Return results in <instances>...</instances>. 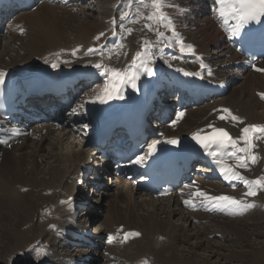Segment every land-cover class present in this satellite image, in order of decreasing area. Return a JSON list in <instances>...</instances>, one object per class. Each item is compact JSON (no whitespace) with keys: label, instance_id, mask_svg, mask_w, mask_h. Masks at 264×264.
<instances>
[{"label":"bare ground","instance_id":"obj_1","mask_svg":"<svg viewBox=\"0 0 264 264\" xmlns=\"http://www.w3.org/2000/svg\"><path fill=\"white\" fill-rule=\"evenodd\" d=\"M119 1L90 0L98 7V10H93L84 5L85 3L81 6L78 4L72 6H79L81 13H75L65 6L45 1L30 11L19 12L8 26L10 34L15 32L12 36V47H9V50H5L7 37L0 35V71L6 73L5 80L14 77L23 82L26 78L41 74L43 71L56 69L51 67L53 62L59 63V67L90 68L97 62H101L107 66L124 68L131 62L135 52L140 50L143 39L154 41L155 36L147 29L141 31L143 24L150 21L141 19L140 23H135L133 26L130 25L131 22L125 25L114 24L116 4ZM213 2L214 0H183L182 2L175 0L178 8L168 10L174 21L176 32L184 34V41L190 42L196 48L195 53L207 62L206 70L210 69L212 74L208 75V72L200 68L199 63L192 60L158 56L159 49L163 47L162 44H158L155 47L156 50L152 49L154 57L151 67L154 74L142 76L143 80L137 81L136 88H142L147 92L150 89H159L163 72L160 65L176 66L189 72L200 71L207 79L228 85L229 88L230 82L237 80L238 77H242V84L239 87L234 86L231 92L227 88L219 99L206 103L207 107L199 105L187 108L182 118L175 124L171 123L165 127L167 137L187 136L209 125L226 126L235 137L240 135L241 128L247 125H264V98L261 96L264 94V72L256 70L264 68V60L257 62L251 69L234 67L233 63L242 62L243 59L216 24L212 16L213 8L210 6ZM131 10L136 11L134 4ZM89 11L94 14L88 13ZM79 15L82 16L78 19ZM130 27L133 29L131 34L125 31ZM20 29L24 30L22 34L18 33ZM64 31H68V36L64 34ZM111 31L117 34L124 33L118 43H115V51L110 54L108 51H102L103 55L99 51L94 52L92 56L82 55L88 52V49L99 46L100 41L95 39L96 36L101 32L105 33L100 38L103 40L111 35L109 34ZM171 38L174 43L175 38L173 39V36ZM18 41L19 45H15ZM120 45L124 47L121 48ZM16 46L20 47V50H16ZM74 49L77 50L75 55H73ZM125 53H127L126 56ZM45 60L48 63H45ZM62 61H69V63L65 64ZM99 71L98 69L96 71L98 77L103 78L104 76L99 75ZM187 77L178 71L172 81L175 83ZM109 79L110 77L105 78L106 84L100 87L97 93H93L87 100L88 106L81 110L83 116L87 114V120L108 112L117 101L112 99L103 104L99 101L91 102L92 98L104 91ZM250 89L254 90V94H249ZM227 91L231 93L228 98L224 97ZM219 100L217 104L220 107L214 108L208 105ZM224 108H228L233 115L240 117L243 123L231 121L230 117L228 120H220V115H227L222 111ZM62 115L66 117V121L74 118L72 114L65 111H62ZM6 126L11 125L0 123V132H4L0 134V141H6L0 143V258L2 260L17 253L19 258L22 254L25 258L27 257L24 264L29 263L27 261L30 258L36 264H84L81 261L82 257L91 254L85 251L95 246L96 250L102 251L103 254L101 253L100 257H103V260L105 255H108L109 259H106L104 264H142L143 258L148 264H212L205 258L196 259L199 249L210 247L208 238L210 234L219 233L228 242L248 245L249 237L263 227L264 216L259 209L262 203L261 205L259 203L264 196L260 197L258 203L256 199L260 193L255 197L243 196L247 191L246 188L222 186L208 180L205 174L196 177L191 184L192 187L189 188L190 193L200 188L211 195H233L238 199L243 197L246 203L254 204L253 209H249L253 211L248 213L249 215L246 214L234 220L217 218L213 219L211 225L202 224L203 221L212 219L211 216L206 215L214 214L217 217V214L226 215L227 213L221 211L209 213L203 207L195 209L188 207L183 201L188 199L189 195L186 196L180 192L164 197H152L143 192L136 185V181L114 176L115 172L110 168L109 162L104 165V168H107L110 173L107 176H111L109 180L114 181L115 192L110 196L109 185L102 180L105 187H103L104 191L101 189L103 191L101 195L99 194L95 200H90V197L86 199L81 191L82 185L87 181L101 184L97 180L102 179L100 170L103 167H99L97 171L95 169V177L86 178L84 173L88 172V168L92 171L94 168L89 165L92 153L83 147L84 138L81 140L76 137L77 142L74 144L67 135L70 131H59L60 129L58 130L54 124L37 125L30 134L15 137L11 135L12 130L5 128ZM92 126L94 127V123ZM256 143L259 145L255 149L258 154L257 163L251 164L249 170L237 169L248 179L264 176V137ZM39 161H42L41 164ZM225 163L234 166L236 162L225 157ZM24 188L26 191H23ZM106 196L112 197L108 204L106 206L99 204ZM82 197L84 201L86 200L85 206L82 207L84 211L81 213L82 223L85 224L78 223L76 220L80 217L77 218L75 215ZM62 201H68V203H61ZM195 202H199V198H196ZM104 207H106V213L104 212L106 216L100 224L101 233L88 238L90 243L84 247L83 252H73L76 250L69 249L70 242L86 243L80 241L78 237L86 232L88 223L93 222L94 213ZM67 212L70 213L71 218L65 216ZM238 213L241 212L237 211L231 216H239ZM58 217L64 219L60 221ZM52 225H55V228L50 227ZM135 233L139 235H134ZM102 234L108 238L112 237V244L108 245L107 240L105 244L102 243ZM202 237H205V240ZM137 238L140 239L134 241ZM131 241L134 242L130 243ZM178 243L189 245V251L185 252L181 247L179 248ZM123 244H125L124 249L121 248ZM108 246L111 248H107ZM261 248H264V244ZM253 250L250 256H245L243 259L244 264L264 258V254L259 249ZM38 251L40 253L35 255L33 261L32 255ZM98 255L99 252H96L94 257ZM110 255H113L115 259L112 258V260ZM236 257L238 256L230 253L223 258L232 261ZM92 260L86 263L95 264L94 259ZM6 262H8L6 264L11 263V261Z\"/></svg>","mask_w":264,"mask_h":264},{"label":"snow or ice","instance_id":"obj_2","mask_svg":"<svg viewBox=\"0 0 264 264\" xmlns=\"http://www.w3.org/2000/svg\"><path fill=\"white\" fill-rule=\"evenodd\" d=\"M65 4L68 3V0H63ZM134 0H128L127 7L131 9L133 6ZM136 13L133 23H140V20L150 21V23H144L141 31L147 29L148 32L152 33L155 36V40L143 39V42L140 44V50H137L135 54L131 57V62L126 65L124 68L111 67L97 62L94 67L99 71L100 76L110 77L108 85L105 86L102 93H98L94 98H92L93 103L99 101V103H107L112 99H124L120 89L127 85L136 89L137 81L140 79L141 70L144 75L152 76L153 69L151 64L153 62L154 52L152 51L158 44H162L164 48L170 46H178L181 53H187L195 55L194 46L191 44H185L184 40L176 32L174 21L169 9H176L178 5L175 3V0H135ZM148 9V14L145 15L143 9ZM213 12H215L218 18L222 19L224 23H228L229 20L234 21L231 25L230 31L231 35H238L242 29L247 25L256 22L259 23L264 20V0H214L213 3ZM131 11H124L121 13L119 19L121 21L129 18ZM115 23V19H113ZM158 25V27H154ZM161 27L168 29L172 36L175 37L174 44L172 41L165 43V31L161 30ZM126 32L131 34L133 32L132 28L125 29ZM116 33L113 32V35ZM105 33L101 32L98 36L95 37L96 40H100ZM102 47L99 50L100 54L102 53ZM121 48L124 45H120ZM77 50H73V55ZM89 52H96L97 49L90 48ZM57 56L59 54H56ZM127 53H125V56ZM111 59V57H109ZM200 68L203 70L206 68V65L203 63L202 58ZM45 63H48L45 60ZM62 63H69V61H62ZM171 67V65H169ZM51 67L58 68L59 63L53 62ZM257 71L264 72V68H257ZM182 72L184 76H199L203 78L200 71L189 72L183 68L178 69ZM211 70L208 69V75H211ZM6 73L0 71V86L5 84ZM264 98V94H261ZM79 109H83V104L79 105L76 108L72 109V113H77ZM223 113L227 115H220V120H228L229 117L231 121H239L243 123L240 117L233 115L228 108H224ZM184 115L183 112L176 113V120H173V124L177 122ZM84 128H87L88 125H83ZM212 128V125H209ZM241 134L233 137L229 131L223 127L214 128L213 132L209 135H201V132L198 130L192 134V139L205 151V153L213 159V162L220 166L221 174L226 180H239L241 181L247 191L243 194L246 197H255L258 194V190H264V176H259L254 179H248L242 175L237 169H250L251 164H256L258 161V154L255 151L259 147L256 141L260 140L261 137H264V125H247L240 130ZM6 141H0L3 143ZM170 145H178L179 140L175 137L169 138L165 141ZM161 143L160 140H153L148 145V151L143 156H136L133 163L138 165H143L146 162L148 156L153 155L157 151V146ZM225 157L235 160V165H230L225 163ZM186 187L191 188L192 185H187ZM235 187V185H233ZM196 198H199V204L206 211H221L226 212L227 214H236L237 211L243 212L247 209L254 207V204L251 202L246 203L243 199L237 198L233 195H211L206 191H202L200 188H196L194 192H191L188 199H185L183 202L186 206L195 209L197 204L195 202ZM61 203H68V201H62ZM50 227L55 228V225ZM134 235H139L135 233ZM127 237V234H126ZM111 242L112 237H109ZM46 254V253H44ZM142 264H148L145 260Z\"/></svg>","mask_w":264,"mask_h":264},{"label":"rangeland","instance_id":"obj_3","mask_svg":"<svg viewBox=\"0 0 264 264\" xmlns=\"http://www.w3.org/2000/svg\"><path fill=\"white\" fill-rule=\"evenodd\" d=\"M183 0H181V2H182ZM119 3L120 2H118L117 3V6L119 5ZM84 5H86V6H89L90 8H92L93 10H98V7L96 6V5H94L93 3H91L90 2V0H88L87 2H85V4ZM117 6H116V8H117ZM66 8H68V9H71L73 12H75V13H81L80 12V7L78 8V7H76V8H74V10H73V8L72 7H66ZM115 9V8H114ZM116 10V13H118L119 11L117 10V9H115ZM58 11V10H57ZM143 11H144V13H145V15H146V13L148 12V9L147 8H144L143 9ZM115 12V11H114ZM122 12H124V10L123 9H121V11H120V13H119V15H118V19H119V17H120V15H121V13ZM88 13H90V14H94L93 12H91V11H89ZM95 14H96V12H95ZM81 16L82 15H79V17H78V19L79 18H81ZM120 20V19H119ZM145 21V20H144ZM76 23V22H75ZM116 23V22H115ZM158 25H154V27H157ZM161 30L162 31H165V34H169V30L168 29H165V28H163V27H161ZM168 31V32H167ZM11 32H8L7 31V33H5L4 34V36H5V38L8 40H6L5 38H4V40H6V43H5V50H9V47H12V36L15 34V32H13L12 34H10ZM19 33V32H18ZM64 34L66 35V36H68L67 34H68V31H64ZM167 34V35H168ZM20 35V34H19ZM3 36V37H4ZM27 37V36H26ZM171 37H172V34H171ZM8 38H10V39H8ZM168 38L170 39V37L168 36ZM173 39H174V37H173ZM100 41V43L102 42V41H105V38L102 40H99ZM170 41H172V38L170 39ZM15 45H19V41L15 44ZM16 50H20V47H17L16 46ZM5 52V51H4ZM21 54H23V52H21ZM15 56V55H14ZM261 62V61H260ZM233 64H235V63H233ZM234 67H236V69H239V67L237 66V65H234ZM242 77H238V79L237 80H233L232 82H230V92L235 88L234 86H241V84H242V79H241ZM234 81H235V83H234ZM228 93L226 94V95H224V97H226V98H228L229 97V95L231 94L229 91H227ZM249 94L250 95H252V94H254V90H252V89H250L249 90ZM253 92V93H252ZM256 93V92H255ZM223 97V98H224ZM220 102V100L219 101H216V102H214V103H212V104H208V105H210L211 107L212 106H214V108H217V107H220V106H218V104L217 103H219ZM202 105H205V103L204 104H202ZM202 105H200V106H202ZM205 107H207V105H205ZM213 108V109H214ZM60 129V130H59ZM58 130L59 131H67V132H69V130H67V129H65V128H62V127H58ZM70 134H67V135H69L70 136V138H69V140L71 141V142H73L74 144H76V136L74 135H72L71 134V132H69ZM72 139V140H71ZM79 144H80V142H79ZM88 148V147H87ZM91 151H92V158L90 159V163H89V165L90 166H92L94 169H96V171L99 169V167L100 168H104V165L105 164H107L106 163V160L104 159V157L103 156H101L100 155V153L98 152V151H96V149L95 150H93V149H90ZM90 153V152H89ZM96 153V154H95ZM97 154H99L98 156H97ZM93 159V160H92ZM95 159V160H94ZM102 159V160H101ZM96 161H99V162H96ZM41 162L42 161H39V163L41 164ZM98 163V164H96V163ZM43 165H45L44 163H43ZM98 165V166H97ZM95 166V167H94ZM102 168V170H100L101 171V174H102V179H98L97 181L99 182V183H101V184H95V183H93V182H89L88 181V183H85L84 185H82V187H81V191L83 192V194H85L84 195V198H88V197H90V200H95L98 196H99V194L101 195V193L104 191L103 190V187H105V184L103 183V181L102 180H104V182H106V183H108V188L110 189V191H109V193H110V196H112L113 195V193L115 192L114 191V181H112V180H109V178H111V176H109V177H107L110 173H109V171H108V169L107 168H104L103 169ZM110 169V168H109ZM107 171V172H106ZM114 176H115V174H114ZM126 180H128V178H125ZM128 181H131V180H128ZM95 184V185H94ZM94 185V186H93ZM93 186V187H92ZM97 186V187H96ZM84 187V188H83ZM242 187H244V186H241V187H239V188H242ZM91 188V189H90ZM96 189V190H95ZM103 191H102V190ZM92 190V191H91ZM23 191H26V189L24 188L23 189ZM87 191V192H86ZM139 191V190H138ZM100 192V193H99ZM78 193H80V190H78ZM143 193V192H142ZM258 193H260V196L256 199V201L259 203V200H260V197L262 196H264V190H258ZM261 193H263V194H261ZM79 195V194H78ZM86 198V199H87ZM112 197H108V196H106L105 197V199H104V201H100V203L99 204H103L104 206H106V204H108V201H110V199H111ZM264 197H263V199H261L260 200V203H259V205H261V203H262V207L260 206L259 207V209H261L262 210V212H263V214L261 213V215H263L264 216ZM45 207V206H44ZM53 208V207H52ZM102 209V210H101ZM253 209V208H252ZM105 210H106V207H104V208H100V209H98L97 210V212L96 213H94V217H93V222L90 224V223H88V226L86 227V229L88 230V232H90V234H97L98 233V235L101 233L100 232V224H101V221H103V220H105V216L106 215H104L106 212H105ZM84 210L82 209V208H79L78 209V213L76 214V216H77V218H79V219H77L76 221L78 222V223H81V224H83L82 223V219H83V216H82V212H83ZM251 211H253V210H250L249 211V209H247L246 211H243V212H241V213H238L239 214V216H236L235 217V215H230V214H226V215H221V214H217L218 216L216 217L214 214H211V215H206V216H211L212 217V219H211V221H203L202 222V224H208V225H211L210 223H213V219H217V218H220V219H223V218H231L230 220H234V219H237V218H240L241 216L243 217V216H246V214L247 215H249L248 213H251ZM105 212V213H104ZM47 213V212H46ZM50 213V212H49ZM67 215H65L66 217H68V218H71V216H70V213H66ZM229 215V216H228ZM65 216H64V218H65ZM214 217V218H213ZM59 219H60V217H58ZM64 218H61L60 219V221L61 220H63ZM103 219V220H102ZM55 220V219H54ZM200 222V224H201V221H199ZM263 222H264V220H263ZM85 224V223H84ZM263 227L261 228V230H258L255 234H253L251 237H249V244L248 245H246L245 243L244 244H235L234 242H228V241H226V239H224L223 238V236L221 235V234H219V233H215V234H210L209 235V239H210V241H209V244H210V247L209 248H206V247H203V248H201V249H199L198 250V252H197V257H196V259L198 260V259H201V258H205V259H208V260H210L209 262H211L212 264H244V262H243V259H245V256H250V253L252 252V251H254L253 249H255V250H257V249H259L260 250V252H262L263 254H264V248H261V246L264 244L263 242H264V223H263V225H262ZM27 228H28V225L26 226ZM26 227H24V228H26ZM54 230V229H53ZM54 231H56V230H54ZM67 235V234H66ZM103 235V234H102ZM64 237V236H63ZM66 238V237H65ZM64 238V239H65ZM202 238H204V240H205V237H202ZM138 239H140V238H137L136 240H134V241H137ZM208 239V240H209ZM66 240V239H65ZM106 240H108V239H106ZM134 241H131L130 243H133ZM127 243V242H126ZM182 243H183V241H182ZM182 243H178V245H180L179 246V248L181 247L182 248V250H184L185 252H188L189 251V245H187V244H182ZM43 244H41V246H42ZM127 245V244H126ZM246 245V246H245ZM71 246V247H70ZM122 246V247H121ZM121 246H118L117 245V247H121L122 249H124L123 248V246L125 247V244H123V245H121ZM40 247V246H39ZM84 247H86L85 245H78L77 243H73V242H70L69 244H68V248L69 249H75L76 251H73V252H83V250H84ZM110 246H108L107 248H109ZM111 248V247H110ZM87 250V249H86ZM66 252H67V250H66ZM88 252H90L91 254H90V256H84V257H86V259L84 260L85 262H88L89 260H92V259H94V261H95V264H104L105 263V261H106V259H109V257H108V255H105L106 257H105V259L103 260V257H100L103 253H102V251H100V250H96V248H91V249H88L87 251H85V253H88ZM96 252H99V255L98 256H96V257H94V255H95V253ZM31 253H33L32 252V250H31ZM35 254H33L32 255V258H33V261L35 260V255H37V254H39L40 252L38 251L37 253L36 252H34ZM102 253V254H101ZM127 253V252H126ZM213 253V254H212ZM230 253H233L234 254V256H238V257H236L235 259H233L232 261L230 260V259H225V258H223V257H226L227 255H229ZM243 253V254H242ZM78 254H80V253H78ZM106 254H107V252H106ZM236 254V255H235ZM241 254V255H240ZM18 255H17V253H15V254H12L11 256H9V257H7L6 259H4V260H2L1 258H0V264H4V262H5V264L6 263H8V262H6V261H11V263L10 264H24L25 262H26V260H27V257L25 258V256H24V254H22L21 256H20V258H19V256L17 257ZM84 257H82L83 259H84ZM89 257V258H88ZM110 258L112 259H115V257H113V255H110ZM83 259H81V260H83ZM112 259V260H113ZM31 261V258L27 261V262H29V263H26V264H36L35 262H30ZM142 261H145V259L143 258V260ZM141 261V262H142ZM259 261V262H258ZM258 261H254L253 262V260H252V263H247V264H264V258L262 259V260H258ZM92 262H93V260H92ZM92 262L90 263V264H92Z\"/></svg>","mask_w":264,"mask_h":264}]
</instances>
